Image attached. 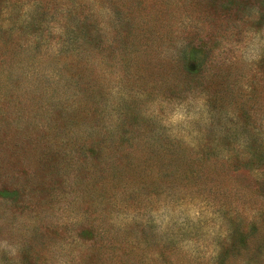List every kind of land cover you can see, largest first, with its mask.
<instances>
[{
	"label": "rangeland",
	"instance_id": "obj_1",
	"mask_svg": "<svg viewBox=\"0 0 264 264\" xmlns=\"http://www.w3.org/2000/svg\"><path fill=\"white\" fill-rule=\"evenodd\" d=\"M0 264H264V0H0Z\"/></svg>",
	"mask_w": 264,
	"mask_h": 264
},
{
	"label": "trees",
	"instance_id": "obj_2",
	"mask_svg": "<svg viewBox=\"0 0 264 264\" xmlns=\"http://www.w3.org/2000/svg\"><path fill=\"white\" fill-rule=\"evenodd\" d=\"M115 162H119L118 160H116ZM115 162H113L114 163V166L113 165H110L109 166V172H110V175H111V178H114V177H119V174H122V167H121V165H119L118 166V168L116 167V163ZM123 174H124V172H123Z\"/></svg>",
	"mask_w": 264,
	"mask_h": 264
}]
</instances>
